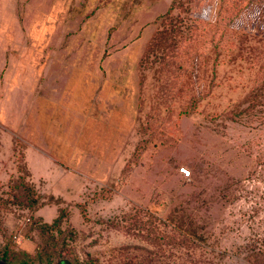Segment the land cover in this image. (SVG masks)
Instances as JSON below:
<instances>
[{
	"label": "rangeland",
	"instance_id": "374dc122",
	"mask_svg": "<svg viewBox=\"0 0 264 264\" xmlns=\"http://www.w3.org/2000/svg\"><path fill=\"white\" fill-rule=\"evenodd\" d=\"M172 1L0 0L18 48L41 58L50 41L105 84L102 103L68 104L90 119L42 105L37 121L105 127L54 144L50 177L0 131V220L31 215L19 248L33 264H264V8L230 27L245 0H210L178 30Z\"/></svg>",
	"mask_w": 264,
	"mask_h": 264
},
{
	"label": "crops",
	"instance_id": "0c3cea01",
	"mask_svg": "<svg viewBox=\"0 0 264 264\" xmlns=\"http://www.w3.org/2000/svg\"><path fill=\"white\" fill-rule=\"evenodd\" d=\"M10 29L6 31L3 26H0V131L8 147L13 145V136L21 135L27 145L32 146V148H26L32 176L34 179L47 178L53 175V163L48 153L52 152L54 144L77 145L82 142V138L88 131L93 130V134L97 135L105 127L97 123L87 126L86 123L69 124L61 121L56 124L49 121H37L36 117L42 105L58 106V111L62 113L76 111L77 115L73 114L75 118L72 117L75 122L90 119L84 116V111H79L68 104L85 105L91 97L96 102L102 103L104 98L102 90L105 84L99 82L96 86L99 76L92 74L90 68L85 67L83 58L79 60L69 58L59 50L52 55L50 41L44 46V57L29 56L28 47L24 49L17 47L15 41L19 37L15 36L17 30ZM10 32V36L5 35ZM20 49H22L21 53H17L16 50ZM100 63L101 60H97L99 70ZM94 76H97L98 80ZM106 102L109 103V98L105 99V104ZM111 110L105 112L112 113ZM110 127H112L111 124L108 129H112ZM87 134L89 138L93 137L92 133ZM101 136L109 137L112 133ZM59 139L64 141L60 142ZM36 145L40 147V152L34 150ZM74 151L77 150L74 149ZM23 212H26V216L28 215L27 211ZM26 216L22 218L14 213L3 216L0 220V246L10 242L12 234L21 229ZM26 228L24 232H27ZM24 234L23 238L28 239L24 240L23 247L28 248L30 236ZM26 253L28 254V251Z\"/></svg>",
	"mask_w": 264,
	"mask_h": 264
},
{
	"label": "trees",
	"instance_id": "16d2710c",
	"mask_svg": "<svg viewBox=\"0 0 264 264\" xmlns=\"http://www.w3.org/2000/svg\"><path fill=\"white\" fill-rule=\"evenodd\" d=\"M244 2H245V4H240L236 11L231 12L230 18L228 21L229 24H231L230 27H235V25H237L240 21H243L244 15H245L244 10L247 7L248 8L251 7L250 11H252V10L258 11L259 9L264 8L263 0H245V1H242V3H244ZM206 3H208L209 5ZM171 5L172 6H180L181 8L186 9V11H187L188 16H186V17L179 16V18L175 19V20H174V18L171 19V21H175V27L178 30H180L182 25L188 24V21L186 20L187 17H189V21H191V25H193L192 27H194L195 29L199 28L198 27L199 19H203L206 17V15L207 16L210 15L211 11H212L211 8L214 7L212 4V1H210V0H204V2H202V0H173ZM221 6L223 7V0H221ZM189 11H191V13H190L191 15L189 14ZM168 18H170L169 12L167 13L166 16H162V19H163L162 21H163L164 25L168 24L167 23ZM170 23H172V22H170ZM31 221H32V219H31ZM57 221L58 220H55V222H57ZM34 227L38 232L43 233L46 226H44L41 222H35ZM0 258L6 260L8 263H11V264H33L32 260L30 259V256H28L27 253H24L20 249L17 248L12 237L10 239V242H8L7 244H5L3 246H0ZM77 262H78V264H82L79 258H77ZM58 264H74V263L70 259L64 258ZM85 264H90V263L85 262Z\"/></svg>",
	"mask_w": 264,
	"mask_h": 264
},
{
	"label": "built area",
	"instance_id": "2783aa9c",
	"mask_svg": "<svg viewBox=\"0 0 264 264\" xmlns=\"http://www.w3.org/2000/svg\"><path fill=\"white\" fill-rule=\"evenodd\" d=\"M180 171L185 177H189L191 175V169L189 167L182 166L180 168ZM30 221H31V215L28 214L24 220L21 229L17 233L12 234L13 241L16 244L17 248H19V246L23 242V233Z\"/></svg>",
	"mask_w": 264,
	"mask_h": 264
},
{
	"label": "water",
	"instance_id": "95a60500",
	"mask_svg": "<svg viewBox=\"0 0 264 264\" xmlns=\"http://www.w3.org/2000/svg\"><path fill=\"white\" fill-rule=\"evenodd\" d=\"M0 264H11V263H8L6 260L0 258Z\"/></svg>",
	"mask_w": 264,
	"mask_h": 264
}]
</instances>
